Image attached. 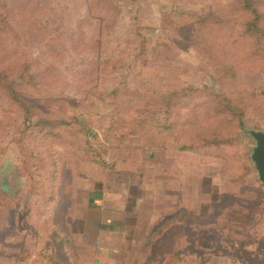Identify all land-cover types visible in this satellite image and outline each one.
<instances>
[{"label": "rangeland", "instance_id": "374dc122", "mask_svg": "<svg viewBox=\"0 0 264 264\" xmlns=\"http://www.w3.org/2000/svg\"><path fill=\"white\" fill-rule=\"evenodd\" d=\"M237 1L177 0L175 9L202 13ZM253 1L264 30V0ZM123 6V0H0V19L10 24L6 31L0 20V67L14 73L28 65L33 82L22 88L23 99L32 104L30 122L24 107L0 89V190L12 201L0 208V239L27 234L36 240L31 235L36 228L46 243L40 229L43 212L52 227L70 233L88 189L104 182L112 193L137 188L146 197L161 196L168 218L184 212L185 227L221 248L207 256L239 251L231 244L245 241V230L249 243L264 245V185L251 159L255 141L249 135L264 131V35L239 37L244 21L255 15L237 9L217 12L231 14L232 29L229 25L224 32H232L235 40L227 61L236 73L223 85L212 64L185 39L160 30L157 41L150 42L136 14H126ZM220 31L215 28L211 35ZM160 40L169 48L159 47ZM221 86L226 93L237 86L254 96L244 128L235 130L232 122L228 126L233 128L224 131L232 133L230 147L213 148L211 155L180 154L174 139L144 136L147 129L130 121L113 141L103 139L120 118L164 121L161 94L182 92L177 107L184 116L206 101L191 88L218 94ZM84 130L98 135L100 143L88 141ZM93 147L94 152L88 150ZM50 193L55 201L46 210Z\"/></svg>", "mask_w": 264, "mask_h": 264}, {"label": "trees", "instance_id": "16d2710c", "mask_svg": "<svg viewBox=\"0 0 264 264\" xmlns=\"http://www.w3.org/2000/svg\"><path fill=\"white\" fill-rule=\"evenodd\" d=\"M214 8H209V10H202V13L177 10L174 9L167 13L165 16L164 23L161 27L162 34L172 33L177 35L181 39H185L192 48L207 59L211 64L214 72L219 75V81L223 82L224 85L227 83L228 76H232L235 70L228 60L231 55V50L233 49V44L235 40L232 39V32L227 34L224 32L230 25L232 29V22L230 20L231 14L220 15L217 12L232 10H239L240 12L250 11L255 15V19L252 21L243 23V32L240 28L239 37L246 39V34L251 32L255 37L264 35V30L259 26L258 20V7L253 0H239L235 3L223 4L218 8V10H212ZM3 25H9L8 20L0 19ZM7 21V23H6ZM8 31V26H6ZM240 27V25H239ZM215 28H219L222 32L215 33L214 36L211 33ZM222 33V34H221ZM225 33V35H224ZM224 35V38H223ZM212 38H209L211 37ZM147 40L143 39L141 47L143 52L146 51ZM236 44V43H235ZM237 46V45H236ZM159 47H167L166 40H160ZM9 67H0V89L8 96V98L18 106L24 107L27 113V119L30 122L33 112L32 104L27 102V99H23L24 90L22 88L32 87V77L27 76L29 73V66L26 65L21 67V70L13 73L10 72ZM236 73V71H234ZM222 90L220 93H214L210 90L201 91V89L191 88V92L201 93L206 98V101L202 104L195 105L191 111L184 116L181 114L177 107V102L181 99L182 92L171 91L168 93L161 94L159 98L158 105L161 112L165 113L164 121L154 122L152 120L143 119L136 120L132 118L131 120H126L120 118L118 122H112V126L104 131L103 139L106 142L113 141L118 135L121 129V125H127V122L135 124L137 129H147L143 135L147 134L154 135L155 137L165 138L170 137L174 139V150L180 154L189 153L195 155H211L210 151L213 148H224L231 146V136L224 133L229 127V123L235 122V130L244 128V118L251 109L254 108L253 95L248 93H242L241 88H230L229 92L224 91V86H221ZM232 91L234 95H232ZM153 96H151L152 99ZM124 119V120H123ZM42 123L50 124L51 121L40 120ZM216 124V126L212 125ZM134 127V126H133ZM83 129L85 127L83 126ZM82 129V130H83ZM230 134L231 131L229 129ZM84 137L90 141L91 139L99 141L98 135L91 136L88 131L84 130L82 132ZM229 134V135H230ZM100 143V142H98ZM103 144V143H102ZM104 145V144H103ZM122 148V147H121ZM89 151L94 152L96 147L88 148ZM205 151V153L203 152ZM103 166L106 168V162ZM114 164L112 165V167ZM107 167L110 168L107 164ZM55 201L52 193L49 194L47 202H44V209H48ZM8 202L12 201L7 195H5L0 190V208L8 207ZM44 210V211H46ZM2 211L0 210V214ZM48 212H43V215ZM44 216H40L42 219V228H40L44 233L47 240L46 243H42L39 240L38 231L33 230L32 237H36V240H30L27 238V234L18 238L17 242L4 244L8 250H0L4 257L11 261L16 258L17 262H20L21 257L33 255L38 264H76L71 246L72 238L69 237L68 233L63 232L55 227H52L51 219H46ZM193 219V218H191ZM196 219H199L197 217ZM188 220L187 215L182 212L178 217H170L165 220L159 228H157L152 236V240L163 235L166 237V242L168 244H174L176 241L183 243L185 245L184 254L185 258L191 255L190 249L193 248V253L200 258L205 257L209 253L219 252L221 248L215 249L211 240L205 236V234L190 230L185 227L184 224ZM194 220V219H193ZM182 224V227L179 226ZM19 232L23 231V227L18 229ZM243 236L246 237L245 241L242 240L240 243H249L250 239L249 232L246 230L243 232ZM42 239V238H41ZM1 241V239H0ZM152 242V241H151ZM14 249H18V253H15ZM227 251L224 249V252ZM238 251V250H236ZM212 255V254H211ZM207 257V256H206Z\"/></svg>", "mask_w": 264, "mask_h": 264}, {"label": "crops", "instance_id": "0c3cea01", "mask_svg": "<svg viewBox=\"0 0 264 264\" xmlns=\"http://www.w3.org/2000/svg\"><path fill=\"white\" fill-rule=\"evenodd\" d=\"M176 1L123 0V7L128 10L126 14H136L139 26L147 30L149 41L155 43L165 16L175 9ZM128 191L129 194L109 192L104 182L90 186L83 205L75 209L73 231L68 233L78 242L76 248L73 243L71 246L77 252H73L76 264H264V245L253 243L231 244L239 247L238 255L235 248V253L223 257L206 255L200 258L191 248V255L185 258V245L178 241L168 244L165 231L159 238L151 239L155 230L168 219L166 211L161 210V196L146 197L141 191L136 193L137 188ZM181 213L176 212L174 217ZM19 237L17 235L12 241L2 238L0 250L7 251L4 244H15ZM14 251L19 252L18 249ZM0 264L38 263L33 255L21 257L17 262L16 258L8 261L1 253Z\"/></svg>", "mask_w": 264, "mask_h": 264}, {"label": "water", "instance_id": "95a60500", "mask_svg": "<svg viewBox=\"0 0 264 264\" xmlns=\"http://www.w3.org/2000/svg\"><path fill=\"white\" fill-rule=\"evenodd\" d=\"M249 135L254 139L255 146L251 155L255 170L257 171L259 181L264 185V131L252 130ZM7 184H5L6 186ZM6 192L10 195L8 188Z\"/></svg>", "mask_w": 264, "mask_h": 264}]
</instances>
